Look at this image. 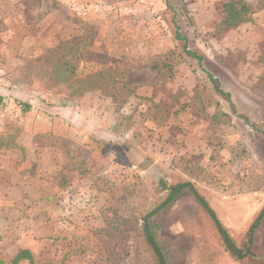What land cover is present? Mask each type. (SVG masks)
Listing matches in <instances>:
<instances>
[{"label": "rangeland", "instance_id": "rangeland-1", "mask_svg": "<svg viewBox=\"0 0 264 264\" xmlns=\"http://www.w3.org/2000/svg\"><path fill=\"white\" fill-rule=\"evenodd\" d=\"M232 1L0 0V264H154L141 219L181 182L242 247L264 206V0L222 27ZM152 224L167 264L229 257L187 192Z\"/></svg>", "mask_w": 264, "mask_h": 264}, {"label": "trees", "instance_id": "trees-1", "mask_svg": "<svg viewBox=\"0 0 264 264\" xmlns=\"http://www.w3.org/2000/svg\"><path fill=\"white\" fill-rule=\"evenodd\" d=\"M224 8L226 15L224 20L222 21V27H234L240 23H247L250 21V9L242 0L226 3L224 5ZM188 54L193 56L190 53ZM164 66L168 69H171L170 63H167ZM214 82L216 83V92L219 94H223L218 86L217 81L214 80ZM29 110L30 106L24 104L23 112H27ZM259 132L264 137V122ZM163 190L166 191V196L163 201L156 207H154L151 211L146 213V215H144L141 219V235L154 256V264H167V262L156 238L152 219L158 217L162 213V211H164L167 207L173 204L177 197H179L182 193L185 192H187L191 196L195 204L211 222L213 228L215 229L218 235L219 245L222 248L223 252H225L231 259H233L238 264H264V258H257L252 253L254 237L257 235L260 225L264 220V206L249 226L244 244L242 245V247H239L237 246L234 239L230 236L226 228L221 224L214 210L209 206L207 201L198 194V192L191 183L181 182L174 185L164 184ZM25 260L28 261L30 264H33L30 252L27 250H22L13 258V263L18 264L19 262Z\"/></svg>", "mask_w": 264, "mask_h": 264}, {"label": "crops", "instance_id": "crops-1", "mask_svg": "<svg viewBox=\"0 0 264 264\" xmlns=\"http://www.w3.org/2000/svg\"><path fill=\"white\" fill-rule=\"evenodd\" d=\"M216 264H233L232 261L227 257L225 254H220L217 256V263ZM235 264H238L235 262Z\"/></svg>", "mask_w": 264, "mask_h": 264}]
</instances>
